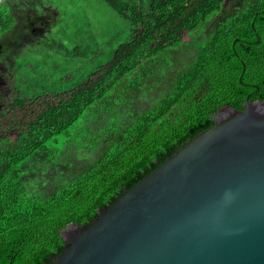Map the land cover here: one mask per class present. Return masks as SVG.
Wrapping results in <instances>:
<instances>
[{
  "label": "trees",
  "instance_id": "1",
  "mask_svg": "<svg viewBox=\"0 0 264 264\" xmlns=\"http://www.w3.org/2000/svg\"><path fill=\"white\" fill-rule=\"evenodd\" d=\"M129 36L88 79L0 112V264H48L225 106L264 99V0H106ZM15 24L0 3V37ZM186 36V37H185ZM10 111V112H9Z\"/></svg>",
  "mask_w": 264,
  "mask_h": 264
},
{
  "label": "water",
  "instance_id": "2",
  "mask_svg": "<svg viewBox=\"0 0 264 264\" xmlns=\"http://www.w3.org/2000/svg\"><path fill=\"white\" fill-rule=\"evenodd\" d=\"M215 121L88 224L48 264H264V99Z\"/></svg>",
  "mask_w": 264,
  "mask_h": 264
},
{
  "label": "rangeland",
  "instance_id": "3",
  "mask_svg": "<svg viewBox=\"0 0 264 264\" xmlns=\"http://www.w3.org/2000/svg\"><path fill=\"white\" fill-rule=\"evenodd\" d=\"M126 1L138 2L146 10L149 0ZM0 3L8 5L15 18L14 27L0 37V112L8 111L16 99L42 91L49 95L84 83L129 36V22L106 0ZM238 3L223 0V15ZM13 133V129L5 130L7 136Z\"/></svg>",
  "mask_w": 264,
  "mask_h": 264
}]
</instances>
